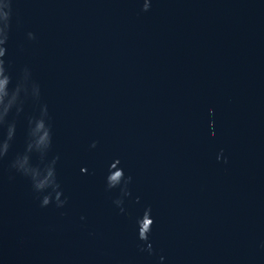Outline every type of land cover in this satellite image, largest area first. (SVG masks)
<instances>
[{
    "label": "water",
    "instance_id": "obj_1",
    "mask_svg": "<svg viewBox=\"0 0 264 264\" xmlns=\"http://www.w3.org/2000/svg\"><path fill=\"white\" fill-rule=\"evenodd\" d=\"M142 3L11 0L10 91L27 68L40 95L0 125V142L14 125L0 156V264H264V0ZM41 108L43 158L26 152ZM25 156L56 161L63 208L39 206L46 193L13 167ZM116 159L132 177L125 214L104 185ZM146 207L151 255L135 229Z\"/></svg>",
    "mask_w": 264,
    "mask_h": 264
},
{
    "label": "clouds",
    "instance_id": "obj_2",
    "mask_svg": "<svg viewBox=\"0 0 264 264\" xmlns=\"http://www.w3.org/2000/svg\"><path fill=\"white\" fill-rule=\"evenodd\" d=\"M151 6V0H143L141 11H149ZM11 18V0H0V125L4 124L5 117L9 111L16 107L17 112L20 111L19 102L21 97L32 98L38 100L40 95V89L37 84L31 81V73L25 68L22 69L19 77L16 81L15 87L10 91V84H12V75L5 65L4 57L6 54V42L8 40L9 22ZM28 40H34L33 33H27ZM208 116L210 118L209 130L211 132L212 122L211 117L213 116V110L209 109ZM47 111L45 108H41L40 116L35 119H29V143L27 145L26 152L39 153L41 158L48 152L51 146V135L49 126L45 128L43 135L38 133L36 125L46 121ZM14 134V125H8L6 138L3 142H0V156H4L7 152L10 141ZM91 148L96 147V143L93 142L90 145ZM223 155V150L217 154L216 159L220 161ZM227 163V160L224 161ZM56 161L53 160L47 164L44 168L30 167L28 163V157L18 158L13 167L24 176L28 177L31 182V187L34 193H46L39 197V206L46 208L50 204H53L57 209L63 208L67 203V197L61 198L63 193L60 188V184L57 181ZM81 175L87 173L86 168H80ZM132 184V177L125 175V170L120 167V160H114L107 169L104 177L105 191L116 192L117 196L112 200V204L119 210L120 213L125 214L124 203L131 196L130 185ZM138 199V198H137ZM84 217H81L83 220ZM147 226L145 227V222ZM153 218L152 209L146 207L141 215L135 220L136 236L141 244H146V247L139 248L141 252H147L149 255L152 254V245L148 243L150 234L152 232ZM158 264H164V257L159 258Z\"/></svg>",
    "mask_w": 264,
    "mask_h": 264
}]
</instances>
